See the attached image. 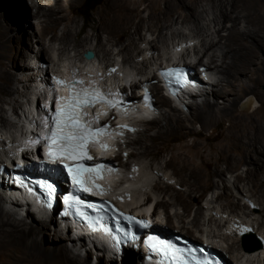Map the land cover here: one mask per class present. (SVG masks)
<instances>
[{
  "label": "bare ground",
  "instance_id": "obj_1",
  "mask_svg": "<svg viewBox=\"0 0 264 264\" xmlns=\"http://www.w3.org/2000/svg\"><path fill=\"white\" fill-rule=\"evenodd\" d=\"M18 1L13 0L11 5H9L10 0H0V104H11L10 98L15 93L18 94L19 91V89H14L13 86H20L21 88V85L22 93H25V95L20 94L24 97L26 96V99L24 98L25 102L29 101L27 94H30V89L34 84L33 79L37 77V74H33L34 72L28 73V70L32 71L33 69L29 64L34 59L37 62H43L44 53H48L44 43H42L41 48L37 52H34L36 48L31 46L25 47L24 50L21 49L15 56H10L8 48L10 47L12 30H21L23 32L22 36L26 35L28 38L32 36L33 41L38 45L40 41L44 42L47 34L54 32L64 23L62 24L64 26L62 35L59 37L53 33L49 39V42L53 40L59 41V44L63 46L60 49L61 54H64L71 47L72 50L77 49L75 51L78 53L77 55L84 54L87 50H93L89 44L88 37L79 38L80 32H73L74 30H72V25L75 23L72 13L81 4L82 0H27L31 5L32 11L36 10L34 17L39 20L35 27L38 35L34 33V27L33 35L23 30L22 7ZM207 10L217 12L212 20L214 23L213 28H216L214 34L209 33L210 28L205 31V27L201 22L202 15ZM145 11L148 12L146 17L143 16ZM1 19L7 21L6 24H3L4 21ZM226 21L232 23L230 28L226 27ZM178 23L181 25L192 24L194 26L192 32L196 33L194 36L201 38V49L194 47V54L198 58L195 68L198 70L203 66L207 75L210 74L211 77L215 76V78L219 75L216 81L210 78L207 85L214 89L211 90L212 97L221 99L223 103L222 105H219L218 102L211 103L207 100L208 98L203 102L196 101L195 99H200V96L191 94V99L193 98L195 103L190 104L189 102V104L183 105V107L187 108V113L190 117L185 118L175 106L171 105V101L163 96L161 91H158L160 88L158 89L157 85L152 86L154 98L157 96L158 102L161 103V105H158H167L170 111L166 115L160 113L159 116L161 117L158 116L159 118L143 121L142 125L145 126L143 135L137 137L136 141L132 140L133 142H130L127 146L130 149L131 147L133 148L129 156L134 159L146 158V156L153 157L160 149H164L170 155V159L166 166L162 168L164 170L172 168L173 173L171 174L174 177L176 175L180 177V181L177 184L186 187L188 193H186V190L185 193L175 191L172 188L173 186L167 183H158L153 186L154 191L165 195L169 194L170 202H152L150 198L144 200L139 198V201L136 202L137 200L134 199L136 191L125 189L128 194H132L131 200L133 202L128 204L123 202L122 205L126 209H135L139 205L147 206L150 203L151 205L155 203L154 214H157L160 208L166 212L169 205L172 207L180 206L183 210V215L179 218L183 223L185 221L183 218L190 212L194 201H198L196 200V196L198 197L196 193L205 190L215 178H218L223 187V192L217 197L215 196L214 199L223 200L229 208H234V210L244 209L247 217L255 215L256 211L252 210L248 205L241 206L239 202L229 199V193L226 191L227 184L222 176L225 170L235 173L241 165H246L248 168L245 175L235 174L233 185L237 190H240V184L246 182L243 184L242 190L246 186H251L259 196L258 200H264V92L259 90V78L252 73V68H255L256 65L259 70L264 67H260L257 61L259 54L264 55V0H105L98 11V19L93 29L95 32L94 38L97 40L98 48L105 56L109 57L111 48L119 45L118 54L130 60L133 50L138 49L135 39L136 37L140 38L141 31L145 26L153 35L149 46L154 51L158 48V43L163 41V31H166V35L170 32L174 38H181L182 32H176L178 29H175ZM243 23L245 25L244 28L239 29L237 25ZM131 30L134 32L131 33ZM222 32H226V35H223ZM103 34L106 35V38L102 37ZM123 37L126 38L125 41H122ZM25 50H30L31 53H34L30 56ZM211 51H213V54L208 56ZM219 55H221L220 64L218 63ZM205 58H207L206 62H204ZM19 59L22 60L20 66L18 64ZM95 60L96 55L92 61L84 60L90 66H88L89 68L85 66V74L80 77L90 78L94 82H99L100 85L106 84L109 88L112 86L120 88V77L116 78V83L101 80V74L92 63ZM8 62L12 64L10 66L15 72L8 70ZM113 65L114 63L107 67L110 68ZM33 67L35 66L33 65ZM143 67L146 70V65ZM141 69L143 70V68H140L139 71H142ZM70 70L72 75L69 74V70V73L63 71V74L66 73L65 75L70 77L75 76V71ZM61 73H57V75L60 76ZM18 75L25 76V78ZM91 76H94V78H91ZM22 82H25V84ZM54 89L63 92V89L57 83H55ZM211 91L202 92V94H206L209 97ZM251 95L259 102V107L251 111L238 110L237 105L244 98ZM32 103L34 104V101ZM22 108L23 105L20 108L21 114L16 117L17 120L19 119L18 123L21 121L20 125L24 124L22 119L25 116L31 119L28 108L25 107V110H22ZM122 112L126 113L125 111ZM15 113L18 115L17 109ZM139 113L151 115L146 109L139 111ZM122 116L123 114H120V117ZM224 120L227 122V126L221 136L223 140L214 148L208 149L205 145L196 141L189 144L185 140L179 145L168 147V142L177 137L178 134L190 133L188 128L190 129L189 126L191 125L199 123L203 128H210L216 123L224 124ZM28 123L30 122L27 121L26 124ZM161 123H165L164 126L160 125ZM16 125L12 127L7 122L5 113L0 108V134L5 133L2 137L5 138L7 133L10 134L11 130L13 131V128L17 127ZM7 127L11 129L7 130ZM185 136L183 135V138ZM31 168L34 169V167ZM135 177H138L140 182L144 180L146 185L148 179L144 169L136 170ZM112 181L111 177H107L101 182V185L105 186L107 191L111 187ZM3 193L4 190L2 189L0 197L4 199L0 198V257L3 258L5 264H91L90 261L88 262L82 257L79 251V253H75L74 250L69 248V246L75 245L78 241L74 248L78 245L82 246L80 244L81 240L84 241L83 246H88L89 243L86 239L79 235H75L73 238L72 234L69 235L64 230L59 229L57 224H55L57 229H54L53 223L49 224L47 220H39L36 217L35 220L39 222L36 224V222L29 223L17 218L16 214L10 213L4 208L6 201ZM13 196L16 195L13 194ZM109 196L114 197L112 193ZM258 200L255 201L258 202ZM10 202H13V198L10 199ZM28 203L26 202L20 207L13 206L12 209L18 211L31 207L39 211L31 201L28 200ZM262 212L264 213V210ZM139 213L137 211L136 215ZM201 215L202 212L198 209L193 221L190 223L192 225L191 228L198 226ZM33 216L36 215L34 214ZM166 217L167 220H171V216L167 215ZM261 225L263 224L261 223ZM82 230L86 231L79 226L78 233L82 232ZM170 230L174 232L173 227ZM194 232L197 233L198 231ZM186 234L190 233L187 232ZM186 234L184 235L185 237L187 236ZM51 235L52 239L49 243L48 236ZM237 235L240 237L242 231L238 230ZM98 236L107 243L105 236L100 233H98ZM261 236L264 237V233H259V237ZM189 239L193 240L190 237ZM199 239L197 244H202L203 239ZM63 240L67 241L68 246L66 243H62ZM106 245L109 248L108 243ZM237 245L243 254L241 257L246 256L250 260L253 258L258 260L259 254L264 255V250L245 251L246 246L242 245L240 241ZM234 248V245L229 246V252H226V254H232ZM83 254H86V252H83ZM138 260L140 261L138 264H143L142 259L137 257L136 253L129 252L125 256L124 264H136ZM106 261L111 264L112 260L106 259ZM152 262L153 264H160L155 260H152ZM251 262L254 263L255 260Z\"/></svg>",
  "mask_w": 264,
  "mask_h": 264
},
{
  "label": "rangeland",
  "instance_id": "obj_2",
  "mask_svg": "<svg viewBox=\"0 0 264 264\" xmlns=\"http://www.w3.org/2000/svg\"><path fill=\"white\" fill-rule=\"evenodd\" d=\"M104 1L105 0L100 1V5L93 12V16L89 22L84 21L83 18L79 14L80 9L86 3V0H82L81 4L78 7H76L72 13V16L75 20V23L72 25L73 26L72 30H74L73 32H75V31L80 32L79 38H84V37L89 38V44L93 49V50H89V51H94L96 54V60L92 63L94 65V67L96 69H98L99 73L101 74L100 78H102V80H108V82H110V83H111V81L113 83H116V78L120 77V74L118 72H116V73L108 72L109 67H107V66L114 63V65H113V67H114L115 64L118 63L120 60H122V64L124 65V67L126 69H129L134 74L137 71H139L140 68H143V70H145V67H143L144 65H146V69L148 72H152V69L154 68V66H157L156 64L159 65V63L165 61V59L168 58L169 53L171 52L173 47L175 45L181 43L182 41H191V43L195 42V45L192 46L190 48V50L188 51L190 55H195L194 54V47H197L196 49H201L200 48L201 47V38H197L196 36H194V35H196V33L192 32L194 26L192 24L181 25L178 23L176 25L175 29H178V30H176V32H179V31L182 32L181 38H178V37L174 38L173 36H171L170 32H168L166 35L165 34L166 31H163V41L158 43V48L154 51L151 50L150 46H149V42H151V40L153 39V35L145 26L144 29L141 31L140 38L136 37V39H135L136 44L138 46V49L133 50L131 57H130V60H127L123 55L118 54L119 49H120L119 45L117 47L111 48V55L109 57H107L102 53V51H100V48H98L97 40L94 38L95 32L93 30L96 26V22L98 19V11L101 8V6L103 5ZM18 2H20V4H21L20 6L22 7L21 12L23 14V17H22V28H23V30H25L29 34L33 35V27H34V33H36L38 35V32L35 29V27L38 24L39 20L35 19V17H34L36 15V10L32 11L31 5H30V3H28L27 0H19ZM46 10H47V8H46ZM199 10H201V9H199ZM215 14H217L216 11L212 12L211 10H207L202 15V18H201V22H202L203 26L205 27V31H207L208 28H210L211 30L209 33H213V34L216 31V28L215 29L213 28L214 23L212 21L215 18ZM147 15H148V12H146V11L143 12V16L146 17ZM1 20H3V19H1ZM6 22L7 21H4L3 24H6ZM43 24H45V23H43ZM62 24H64V23H62ZM8 25H9V22H8ZM61 25L54 32L47 34L44 42L40 41V43H38V45L35 44V42L32 39V36H31V38H28L26 35L22 36L23 32L21 30L20 31H18L16 29L12 30V32H11L12 35H10V37H11L10 47L8 48L9 55L15 56L19 51H21V49L24 50L25 47H31V46L32 47L34 46V48H36L34 50V52H37L38 49L41 48L42 43H44V47L48 50V53H46V54L44 53V60L45 61L43 60L42 63L44 65L48 66L47 67L48 72L53 71V69L54 70H60V72H61V70L62 71L64 70L68 73L70 71L69 74L72 75L70 69L74 70V67H76V66H79V69L84 68L85 66H87V67L90 66V64H86L87 62L86 63L84 62L85 59H84L83 54L77 55L78 53L75 52V51H77V49L72 50L71 49L72 47H71V48H69V50L64 52V54L63 53L61 54L60 49H62L63 46L59 44V41L53 40V41L49 42V39L52 37L53 33H55L59 37L62 35V31H63L62 29L64 28V26L63 25L61 26ZM225 25L227 28H230L232 23L230 21H226ZM237 26L239 29L240 28L243 29L245 25L243 23V24L237 25ZM133 32L134 31L131 30V33H133ZM222 33H223V35H226V32H222ZM102 37L106 38V35L103 34ZM125 39L126 38L123 37L122 41L123 40L125 41ZM25 51H26V53L30 54V56H32L31 54L34 53V52L31 53L30 50H25ZM141 51H142V53H140ZM212 54H213V51L209 52L208 56H211ZM220 56L221 55H219V57ZM20 60L21 59L18 60L19 66L22 63V60L21 61ZM47 60H48V62H47ZM220 60H221V57L219 58V62H218L219 64H220ZM66 61H67V63H66ZM206 61H207V58L204 59V62H206ZM257 61L259 63V66L263 67L264 66V55L259 54V56L257 57ZM35 62H37V61L34 59V61H32V63H35ZM37 64H31L30 63L29 65L33 69H32V71L30 70L31 72L28 70V73H33V72L35 73V67ZM10 65H12V64L8 62V70L10 72H15ZM33 65L35 67H33ZM258 68L259 67H257V65L255 66V68H252L253 69L252 73L254 75L256 74L255 76H257L259 78V83H260L259 84V90L264 92V67L261 68L260 70ZM68 73H67V75H68ZM65 74L66 73H64V75ZM75 74L83 77L85 73L84 72L78 73L75 71ZM114 74H116V75H114ZM208 75L210 76V78L213 81H214V79L216 81L217 78L219 77V75H217V78H215V76L211 77L210 74H208ZM18 76L25 78V76H22V75H18ZM35 78L33 79V83H34V84L32 83L33 85H35V83H36V81H34ZM22 83L25 84V82H22ZM157 87L159 89V86H157ZM208 87L211 90H214L212 87H210V86H208ZM13 88L17 89V90L19 89V91H18V94L15 93V95L10 98L11 104H0V108L3 110V113H5L7 122H9L12 125V127L16 124L21 123V121H19V123H18L19 119L17 120V118H16L17 116H19V114H21V110H20L21 106L23 105L22 110H25V107L27 108V106H26L27 102H25L26 96L24 97L23 95L20 94V93H22V89H21L22 85H21V88H20V86H18V87L13 86ZM225 89L227 90V88H225ZM158 91L160 92V89ZM22 94L25 95V93H22ZM210 94L211 95L209 97L206 96V94H203V96L200 99L197 98L195 100L203 102L208 98L207 100H209L211 103H217L218 102L219 105H222L223 101L221 99H214V97H212V91ZM159 95H160V93H159ZM156 97L157 96H155V98ZM191 103H193V104L195 103L193 101V98L190 99V104ZM158 104L161 105V103H159L157 100L156 105H158ZM188 104H189V102H188ZM171 105L175 106L185 118H190L189 114L187 113L188 112L187 108L183 107L184 104L180 99H176L175 103L171 102ZM258 107H259V102L252 95L247 97V98H244L237 105V109L241 110V111H251V110H254ZM16 109H17L18 115L15 113ZM158 109H160V113H162V114L164 113L165 115L167 113H169V111H170L169 106L164 105V104H162V106L158 105ZM124 114L122 116L124 118V120L127 119V121H130V120H128V118L125 117ZM159 117H161V116H159ZM159 117L157 116L155 118H159ZM10 120H11V122H10ZM223 123L224 124H218V123L213 124L210 128H203L201 126V124H199V123H196L195 125H191V126H189L190 129L188 128V132H190V133L183 134V135H186L184 138H183V135L178 134L177 137H175L170 142H168V147L179 145L183 140H185L189 144H190V142L192 143L193 141H196L200 144L205 145L206 148H208V149L214 148L219 143H221L223 140V137H221V136L225 130V127L227 126V122L224 120ZM142 124L143 123L141 122L140 126H139L140 130L138 133H136L135 135L129 136L127 139H125L123 141V143H122L123 146L127 147L130 142H133L132 140L136 141L137 137H140L143 135V130H145V126ZM164 124L165 123H161L160 125L164 126ZM15 128L16 127H14L13 129H15ZM8 129H11V128L7 127V130ZM4 134L5 133H2L1 136L2 135L4 136ZM132 150H133L132 147H131V149L129 147H127V150H125V151L128 153V158H126L123 154H121L122 156L118 155V157L115 159V161L121 162V164H123L124 167H128L129 164H135L136 166H138V169H141V168L144 169L148 180L146 182V185L144 184V180H142L140 182L139 178L135 182H132V179L127 180L126 179L127 175L122 173V174L117 176V179L119 181L126 182L125 186H124L126 190L132 191V189H133V191H136V195L140 196L139 198H141L142 200L146 199V198H150V200L152 202H161V201L164 203H166L167 201L170 202V199H169L170 197L168 196L169 194L165 195L164 193L154 191V189H153V186H155L156 184L167 183V181L169 179L172 182L171 185L173 186L172 187L173 190L178 191V192H182V193L183 192L185 193V190H186V193H188V190L186 187H182V186L177 184L180 181V177H178L177 175L174 177L171 174V173H173V170H171L172 168H170L168 170H164V168H162V167L166 166L167 162L170 159L169 158L170 155L167 152H165L164 149H160V151L153 157L152 156H146V158L143 157V158H136V159L131 158L129 156V154L131 153ZM222 167L224 168V166H222ZM247 168L248 167L246 165H241L240 168L235 173H230V172L225 170V173L222 176V178L224 179V181L227 184V187H226L227 190L226 191L229 193V199L233 200L235 202H239L241 204V206H244V205L247 206L248 205V203L245 202V199L252 200L255 203V205L257 206V209L255 210L256 211L255 215H252V216L250 215L247 217V216H245V210L244 209H241V210L235 209L234 210V208H229L227 206L226 202H224L223 200L220 201V200L214 199L215 196L217 197L218 195H220L223 192L222 191L223 187L221 185V182L218 181L219 180L218 178H215L205 190L200 191L199 193H196V195H198V197L196 196V200H198V201L197 202L194 201V204H193L190 212L184 216L183 220L185 219V221L183 223H182V221H180L181 219L179 218L183 215V210L181 209L180 206L172 207L169 205L166 212L162 208H160L158 210L159 216H161L162 218L164 217V220L166 221V223L168 224L167 226L170 229L173 227L174 230L181 232L182 235H185L187 232H189L190 234H188V235L186 234L187 235L186 237L187 238H189V237L193 238L194 241L196 240L195 241L196 243H197V241L200 240L197 238V236H198L197 233L199 232V233H204V234L216 235L218 240H220V244H222V246L226 252H229L228 251L229 246L234 245L235 246L234 252L232 254L228 253L229 258L232 260V262L234 261V264H236L235 263L236 261H240L241 259H242V262L241 261L240 262L243 264H263L264 263V256L257 258L258 260L254 259V258L250 260L246 256L241 257L243 254L238 249V245H237V243H239V241H240V239H238L239 236L236 234V232L238 230L236 232H234L233 230L229 229L230 224H228L227 227H229V228H227V229L230 232V234H228L226 231V227L225 226L223 227L224 220L226 219V217H232L233 216V221L244 220V222H240V223H243L245 225L252 226V227H254V225L251 224L250 221H252L254 224H256L258 227L257 228L254 227V229L255 230L258 229L256 231L258 236H259V233H261V232L264 233V213L262 212L264 210V200L263 199H262V201L258 200L259 196L256 194L255 190L251 186H246L244 188V190H242L243 184H245L246 182L245 183L242 182L240 184L241 185L240 190H237V188L233 185L235 174H241L242 176H244ZM120 171H122V170H120ZM131 175L133 176V173ZM111 178L113 179V181L111 182V185H113V187L112 186L111 187H112V189L115 190V187H114L115 176L111 177ZM111 187L109 188L110 190L108 189L109 195L111 194V192H110ZM228 188H229V190H228ZM138 191H140V195H138ZM0 198H2V197H0ZM2 199H4V198H2ZM131 199H132V194H130V199H128L127 202L126 201H124V202H126L127 204L131 203V202H133ZM134 199L137 200V197H134ZM255 200H258V202H256ZM2 203H4V202H2ZM153 205H155V203ZM134 208H135V206H134ZM198 209L201 210V212H202V215L199 218L198 226L195 228H191L192 225L190 223L193 221V219L195 217V213ZM16 214H19V213H16ZM29 215L30 214H27V216H29ZM167 215L171 216L170 221L167 220V217H166ZM16 217L19 218V216H16ZM35 218H36V216L30 215V217H28V218H21V219L24 221H28L29 223H33V222L35 223L36 222V224H37L38 221H36ZM231 220H229V222ZM51 223H53V221L52 222L49 221V224H51ZM261 223L263 225H261ZM53 228L57 229V226H55ZM194 231H198V232L195 233ZM51 237H52V235L48 236L49 243L51 242V239H52ZM261 237L264 239L263 236H261ZM252 239L250 238L249 240H247V242H245V240H242L244 242V244L242 241H240V242L242 243V245H246V247H245L246 249L250 250L251 248L249 249V247H247V245L253 244ZM62 243L67 244V241L63 240ZM77 243L75 245H77ZM83 243H84V241L81 240L80 244H82V246H83ZM75 245L73 244L72 246H69V248L74 250L75 253H79L78 252L79 249L74 248ZM67 246H68V244H67ZM81 255L88 262L90 261L91 264H110L109 262L106 261V257H102L99 261L95 260L92 252H88V253L86 252V254H83V252H82ZM91 258H92V260H91ZM139 258L141 259V257H139ZM254 260H255V262L252 263L251 261H254ZM139 262L140 261L138 260L136 262V264H138ZM3 263H4L3 258L0 257V264H3ZM111 264H124V260L122 263L111 261Z\"/></svg>",
  "mask_w": 264,
  "mask_h": 264
},
{
  "label": "snow or ice",
  "instance_id": "obj_3",
  "mask_svg": "<svg viewBox=\"0 0 264 264\" xmlns=\"http://www.w3.org/2000/svg\"><path fill=\"white\" fill-rule=\"evenodd\" d=\"M98 91V89H84L83 92L70 94L69 100L66 101L63 106L57 108L56 114L52 117V127L50 129L51 136L46 137L49 140L50 147L53 142H55L57 154L63 153L65 158L76 155L87 136L92 134L89 129L76 124L75 121L81 119L78 114V109L81 104L85 102L89 104L93 103L94 101L88 100L87 97L94 93H98ZM81 97L85 99L82 101ZM108 103L111 106L112 102ZM48 154L50 157L53 156L52 151H49ZM68 171L70 174L73 172L71 168H69ZM78 175L79 173L73 176L74 183L77 182ZM48 190L50 192L52 191L51 185L48 186ZM84 190L88 191V188L85 187ZM242 231H246V229H242ZM156 244L165 249L171 247L162 241H157Z\"/></svg>",
  "mask_w": 264,
  "mask_h": 264
},
{
  "label": "trees",
  "instance_id": "obj_4",
  "mask_svg": "<svg viewBox=\"0 0 264 264\" xmlns=\"http://www.w3.org/2000/svg\"><path fill=\"white\" fill-rule=\"evenodd\" d=\"M100 1L101 0H86V3L79 12L84 21L89 22L91 20L93 12L100 5Z\"/></svg>",
  "mask_w": 264,
  "mask_h": 264
},
{
  "label": "water",
  "instance_id": "obj_5",
  "mask_svg": "<svg viewBox=\"0 0 264 264\" xmlns=\"http://www.w3.org/2000/svg\"><path fill=\"white\" fill-rule=\"evenodd\" d=\"M83 56H84V59L87 60V61H92L95 58V55H94V53L92 51H86L83 54ZM250 238L252 239L253 237H247V238H245V242H247V240H249ZM252 240H253L252 242L254 243L255 242V239H252ZM258 249H259V245H256L251 250L252 251H255V250H258Z\"/></svg>",
  "mask_w": 264,
  "mask_h": 264
}]
</instances>
